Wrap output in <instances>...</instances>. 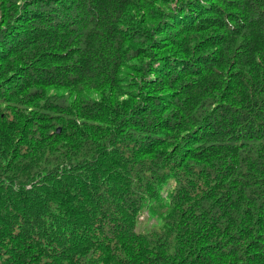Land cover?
I'll return each mask as SVG.
<instances>
[{
  "label": "trees",
  "instance_id": "16d2710c",
  "mask_svg": "<svg viewBox=\"0 0 264 264\" xmlns=\"http://www.w3.org/2000/svg\"><path fill=\"white\" fill-rule=\"evenodd\" d=\"M0 264H264V0H0Z\"/></svg>",
  "mask_w": 264,
  "mask_h": 264
},
{
  "label": "rangeland",
  "instance_id": "374dc122",
  "mask_svg": "<svg viewBox=\"0 0 264 264\" xmlns=\"http://www.w3.org/2000/svg\"><path fill=\"white\" fill-rule=\"evenodd\" d=\"M160 220H156L151 218L147 211L144 212V214L141 216L139 222H138V230L139 231H147L151 229L154 225H160Z\"/></svg>",
  "mask_w": 264,
  "mask_h": 264
}]
</instances>
